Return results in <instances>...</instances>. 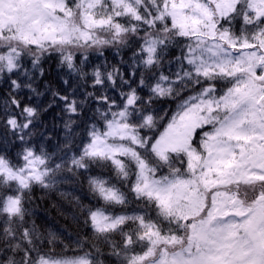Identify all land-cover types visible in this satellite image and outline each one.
Masks as SVG:
<instances>
[{"label":"snow or ice","instance_id":"6c2138e0","mask_svg":"<svg viewBox=\"0 0 264 264\" xmlns=\"http://www.w3.org/2000/svg\"><path fill=\"white\" fill-rule=\"evenodd\" d=\"M0 77V264H264V0H0ZM78 178L91 251L56 256L32 189Z\"/></svg>","mask_w":264,"mask_h":264},{"label":"trees","instance_id":"16d2710c","mask_svg":"<svg viewBox=\"0 0 264 264\" xmlns=\"http://www.w3.org/2000/svg\"><path fill=\"white\" fill-rule=\"evenodd\" d=\"M105 55L112 63H116L119 59L118 57L114 58L111 51H106ZM130 55L131 53L128 52L125 55V59ZM28 66L31 67L30 64ZM42 66L45 75L37 82L40 84L41 90H43V84L45 82L50 84L53 88H63L64 85L61 83L60 76L66 69L61 70L58 67V57L52 56L50 59L44 60ZM8 90L9 84L5 83L3 78L0 77V107L4 104L8 95ZM28 94L27 89H22L20 97L27 102ZM41 100L46 102V97H42ZM33 103H36L35 98H33ZM169 107L174 109L175 104L167 102L163 104V108L167 109ZM58 111V109H55L49 110L47 113H42L38 125L39 129H45V135H51L53 137V145L63 133L62 121L55 115ZM5 131L2 124H0V152L6 149L11 157H15L20 142L15 140L11 135L5 138ZM32 139L35 146L39 147L41 138L34 136ZM98 171L99 170H94L93 174H97ZM253 195L254 194L251 192L248 193L249 198H252ZM77 198L85 205L89 203L95 204L88 190L86 178H78L75 182L60 183L54 190L50 191L44 190L39 186H34L32 189L31 204L29 207L34 212V215L31 219L36 221L41 231L46 235L48 232L56 234L58 239L55 246L50 249L53 255L73 257L75 255H82L83 252L91 251V248L88 246L80 249L76 244L77 240L82 243L85 242V240L90 241L92 236L91 229L85 228L82 216L79 218V221L73 218L74 214L79 215V210L74 207V202ZM46 250H49L47 245Z\"/></svg>","mask_w":264,"mask_h":264}]
</instances>
